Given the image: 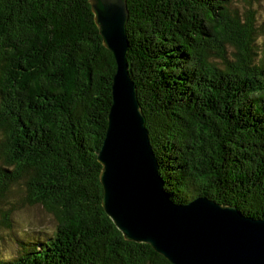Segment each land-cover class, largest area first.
<instances>
[{
  "label": "trees",
  "instance_id": "16d2710c",
  "mask_svg": "<svg viewBox=\"0 0 264 264\" xmlns=\"http://www.w3.org/2000/svg\"><path fill=\"white\" fill-rule=\"evenodd\" d=\"M126 3L128 70L172 202L205 197L264 219L255 11L233 0ZM94 18L89 0H0V207L17 193L57 221L0 264H173L126 240L102 206L117 66ZM15 212L1 211V228L13 229Z\"/></svg>",
  "mask_w": 264,
  "mask_h": 264
},
{
  "label": "water",
  "instance_id": "95a60500",
  "mask_svg": "<svg viewBox=\"0 0 264 264\" xmlns=\"http://www.w3.org/2000/svg\"><path fill=\"white\" fill-rule=\"evenodd\" d=\"M114 56L112 104L98 161L102 206L125 239L151 245L173 264H264V219L205 197L175 204L164 189L127 63L126 0H89Z\"/></svg>",
  "mask_w": 264,
  "mask_h": 264
},
{
  "label": "rangeland",
  "instance_id": "374dc122",
  "mask_svg": "<svg viewBox=\"0 0 264 264\" xmlns=\"http://www.w3.org/2000/svg\"><path fill=\"white\" fill-rule=\"evenodd\" d=\"M235 8L244 13L245 9L250 8L255 11L257 25H260L264 30V0H233ZM259 57L264 58V34L259 39ZM1 104V103H0ZM17 191V189L15 190ZM15 199L11 201L12 206L2 205L1 211L10 209L14 206L16 209L14 217L13 229L0 227V256L8 255L16 252L18 248V240L22 238H32L31 236H47L52 235L57 221L53 215L47 213L40 206L22 205V200L16 193ZM54 229L49 231V229Z\"/></svg>",
  "mask_w": 264,
  "mask_h": 264
},
{
  "label": "clouds",
  "instance_id": "9594fccd",
  "mask_svg": "<svg viewBox=\"0 0 264 264\" xmlns=\"http://www.w3.org/2000/svg\"><path fill=\"white\" fill-rule=\"evenodd\" d=\"M53 230H54V229H51V228L49 229V231H53Z\"/></svg>",
  "mask_w": 264,
  "mask_h": 264
},
{
  "label": "bare ground",
  "instance_id": "6f19581e",
  "mask_svg": "<svg viewBox=\"0 0 264 264\" xmlns=\"http://www.w3.org/2000/svg\"><path fill=\"white\" fill-rule=\"evenodd\" d=\"M128 22V21H127ZM178 151V150H177ZM99 162V161H98Z\"/></svg>",
  "mask_w": 264,
  "mask_h": 264
}]
</instances>
